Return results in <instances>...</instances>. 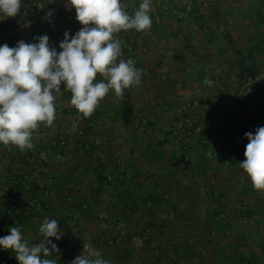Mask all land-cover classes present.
Returning <instances> with one entry per match:
<instances>
[{
	"label": "crops",
	"instance_id": "1",
	"mask_svg": "<svg viewBox=\"0 0 264 264\" xmlns=\"http://www.w3.org/2000/svg\"><path fill=\"white\" fill-rule=\"evenodd\" d=\"M30 1L21 0L16 17L0 13V46L38 43L34 38L46 34L59 53L64 33L71 38L83 27L76 12L64 14L67 0H35L43 5L39 12ZM149 15L150 30L114 34L122 49L117 62L135 61L141 83L122 98L110 90L89 118L61 85L53 93L56 119L33 131L31 149L0 143V195L22 181L28 197L46 201L50 219L68 217L62 228L81 243L67 264L84 243L111 264H264V190H255L240 167L245 133L264 126V87L254 88L251 99L239 96L243 75L264 82V0H151ZM205 76L214 83L205 85ZM124 100L132 110L128 124L120 118ZM193 101L199 107L185 116L211 128L204 146L191 136L183 149L170 128L175 111ZM207 149L225 160H207ZM99 214L106 219L97 220ZM43 220H13L11 227H20L31 247L43 239L37 229ZM42 258L62 264L57 252Z\"/></svg>",
	"mask_w": 264,
	"mask_h": 264
},
{
	"label": "clouds",
	"instance_id": "2",
	"mask_svg": "<svg viewBox=\"0 0 264 264\" xmlns=\"http://www.w3.org/2000/svg\"><path fill=\"white\" fill-rule=\"evenodd\" d=\"M67 3L74 7L75 18L83 27L71 38L67 31L64 33L59 53L50 47L46 34L34 38L38 43L21 40L15 47L6 43L0 46V143L5 146L14 145L21 151L33 147V131L41 124L51 127L56 119L53 93H59L61 85L71 92V105L89 118L110 90L122 98L125 89L141 83L143 69H137L135 61L117 62L122 49L114 34L122 30H150L151 0H142L131 15L121 0H67ZM20 8L21 0H0V13L6 17H16ZM51 15L49 11L46 18ZM98 74L103 79L94 83ZM203 83L210 86L214 82L205 76ZM245 136L249 142L240 167L255 190H264V126ZM9 232L0 238V247L11 250L19 264H56L53 259L42 258L59 251L49 239H61L56 219L44 218L39 227L43 239L35 246L28 245L20 227H10ZM71 264L111 262L101 258V252L92 245L84 243L81 255Z\"/></svg>",
	"mask_w": 264,
	"mask_h": 264
},
{
	"label": "built area",
	"instance_id": "3",
	"mask_svg": "<svg viewBox=\"0 0 264 264\" xmlns=\"http://www.w3.org/2000/svg\"><path fill=\"white\" fill-rule=\"evenodd\" d=\"M125 2L127 6V12L131 15L133 14L134 10H138L139 8V0H122ZM33 9L36 12H39L43 9V5L40 2H37L35 0L30 1L29 3ZM63 12L67 16H73L75 13L74 7H72L70 4L65 3L63 7ZM82 27L77 28L76 32L79 31ZM264 87V82L261 81L259 77H251V78H246L241 81V88H242V93L239 94V96L242 97H248V99H251L253 97V89H261ZM199 107V102L198 101H193L190 104H187L185 106H182L178 108L175 111L177 119L174 121L172 127L170 128V133L172 135L173 140L176 142H181L183 139L191 137V136H197L200 140V144L204 146L205 140H204V134L210 130L211 128V123L209 121H196L193 118L185 116V111L189 108H197ZM219 122L221 125H225L226 121L225 118L220 117ZM139 129L141 131L145 130V127L143 125L139 126ZM80 135H82L81 132H79ZM64 141L61 142L63 144ZM184 143V142H183ZM182 143V148L185 149L186 146L183 145ZM204 156L207 160H215V161H224L225 160V155L221 152H212L210 150H206L204 153ZM49 183H52V180L48 181ZM66 199L70 200V195L68 193H65ZM24 196H20L18 198H15L11 200V210L18 209L22 213H24V208H21V206L24 204ZM32 205H30L31 207ZM106 219V215H98L97 220H103ZM60 232L62 233L60 241L62 243H65L66 245L64 248L60 247L58 248L59 253L61 255V263L62 264H67L69 262V259L71 256H73V253L77 251V248L80 246V238L76 234H69L67 233V230L64 228H60ZM120 238L123 237V233L119 234ZM137 237L133 236L130 238V241L132 243H136L139 241L141 244L146 240V236L144 234L140 235L138 238V241L136 239ZM0 264H14L15 259L12 253H10L8 250H4L2 247H0ZM42 255V254H41ZM43 257V255H42ZM78 257V256H77ZM76 258V257H75Z\"/></svg>",
	"mask_w": 264,
	"mask_h": 264
},
{
	"label": "trees",
	"instance_id": "4",
	"mask_svg": "<svg viewBox=\"0 0 264 264\" xmlns=\"http://www.w3.org/2000/svg\"><path fill=\"white\" fill-rule=\"evenodd\" d=\"M251 77H253V76L252 75H249V76L243 75L242 79L244 80L246 78H251ZM121 108H122L121 113H120L121 121L124 124H128L131 120L132 110H131L128 102L125 100L122 102ZM23 189H24V186H23L22 181H18L16 185H14L10 188H7L6 189L7 191L2 192V194L0 195V238L5 236L6 227H11L13 220H16L17 224L18 223L24 224L25 221L32 220V218H35L38 215L39 216L42 215L44 218L48 217L50 219V215H49V211H48V206L46 205L47 204L46 201H43V200L41 201V200H37L35 198L28 197V195H26L24 193ZM18 193H21V195L25 194V196H26V197L24 196L25 202L21 206V208L25 209L24 213H22L18 209L11 210V206H10L11 204L2 202L7 198H12V200L15 199L14 196L18 195ZM18 197H20V196H17L16 198H18ZM62 197H64V199L67 202H70L66 199L65 193L62 194ZM30 205H32V206L30 207ZM65 214L66 215L68 214L69 217L71 216L70 212L65 213ZM82 217L83 218L85 217V213L82 214ZM19 219L21 220V222H19ZM68 220H69L68 217L62 218L58 222L59 229L62 228V225L64 223H66ZM39 227L37 226V229ZM160 230H161V228H160Z\"/></svg>",
	"mask_w": 264,
	"mask_h": 264
},
{
	"label": "rangeland",
	"instance_id": "5",
	"mask_svg": "<svg viewBox=\"0 0 264 264\" xmlns=\"http://www.w3.org/2000/svg\"><path fill=\"white\" fill-rule=\"evenodd\" d=\"M65 193H68L67 191L65 192ZM68 194H70L71 195V193H68ZM70 200H71V197H70ZM70 200H68V201H70ZM99 215H101V214H99ZM103 215V214H102ZM100 221V220H99ZM100 223V222H99ZM81 243V242H80Z\"/></svg>",
	"mask_w": 264,
	"mask_h": 264
}]
</instances>
